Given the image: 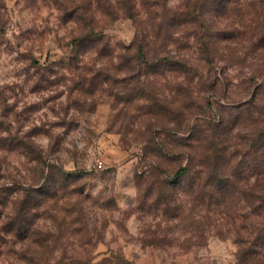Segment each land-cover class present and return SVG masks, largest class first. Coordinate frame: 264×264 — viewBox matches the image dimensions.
Here are the masks:
<instances>
[{
	"label": "clouds",
	"instance_id": "clouds-1",
	"mask_svg": "<svg viewBox=\"0 0 264 264\" xmlns=\"http://www.w3.org/2000/svg\"><path fill=\"white\" fill-rule=\"evenodd\" d=\"M108 6L105 0H57L50 20L32 21L38 29L51 33L49 39H56L60 55L53 59L63 56L69 75L58 87L28 97V102L34 103L53 92L63 93L58 102L38 113L39 120L15 125L20 129L23 154L18 157L19 164L10 158L11 164L5 165L0 179V199L6 194L4 186H17L8 207L0 205V264H45L51 250L42 248L37 238L56 231L42 206L45 198L56 195L53 191L74 190L87 211L104 188L96 182L101 171L115 170L117 188L125 173L132 169L140 173L144 183L139 188L133 184L123 189L131 197L142 194L149 185H176L180 169L192 175L200 172L202 178L215 142L206 122L218 107H236L230 102L231 92L217 90L214 77L220 76L219 83H223L243 67L239 79L254 77L252 88L260 85L264 89V71H260L264 68V40L260 39L264 36V0H145L142 10L133 9L131 20L116 23L104 14ZM13 31L15 26L9 35ZM69 40L84 41L86 47ZM16 43V52L32 46L19 36ZM54 67L55 74L45 73L49 80L64 75V68ZM26 75L32 76L28 84ZM40 75L33 67L3 82L14 81L28 93ZM90 76H96L91 92ZM77 81L81 87L73 92L71 86ZM13 100L22 101V97H11L7 103ZM204 100L212 101L211 108ZM97 104L105 108L90 110ZM49 107L55 115L48 114ZM55 121L59 124L54 125ZM215 122L219 125L222 120L216 116ZM37 123H42L44 130L26 135ZM237 126L233 121L231 136ZM254 181L255 177L249 184ZM89 192L91 198L85 199ZM156 195L154 191L151 198ZM28 201L39 203L34 206ZM21 216L31 220L23 237L16 223ZM260 223L252 218L248 231ZM6 225L13 227L5 230ZM232 229L229 239L212 253L222 264L238 261L240 246L231 242L236 236ZM241 234L247 236V232ZM54 256L58 259L60 251Z\"/></svg>",
	"mask_w": 264,
	"mask_h": 264
},
{
	"label": "rangeland",
	"instance_id": "rangeland-1",
	"mask_svg": "<svg viewBox=\"0 0 264 264\" xmlns=\"http://www.w3.org/2000/svg\"><path fill=\"white\" fill-rule=\"evenodd\" d=\"M105 2L109 6L104 14L116 23L122 19L131 20L133 9L142 10L145 0ZM56 4L57 0H0V133H8L7 136L0 135V179H3L5 165L11 164L10 158L17 159L19 164L18 157L23 154L20 152L23 146L18 135L20 129L15 125L21 121L28 123L33 118L39 120L38 113L63 96L62 92H53L42 101L28 102L30 95L58 87L69 75L63 56L53 59L60 55L56 39H49L51 33L46 28L38 29L32 23L38 18L50 20L55 14ZM13 26L16 31L9 35ZM17 36L30 41L32 46L28 51L16 52L19 48L18 43L14 44ZM260 39L264 40V36ZM68 43L86 47L84 41L69 40ZM42 60L44 64H41ZM54 66L64 68V75L49 80L45 73L55 74ZM33 67L41 75L31 84L28 93H24L23 86L14 81L3 82L26 74ZM226 67L221 68V76ZM243 71L241 67L223 83H219L220 76L213 79L217 90L232 93L230 102L236 107H218L206 122L215 142L202 178L200 172L192 175L184 169L180 175L176 174L179 177L176 185L169 187L166 182L158 186L149 185L142 194L131 197L123 189L133 184L139 188L144 183L140 173L135 169L125 173L117 188L115 170L101 171L96 182L103 183L104 188L87 211L80 206L79 195L74 190L53 191L51 194L56 195L45 198L42 206L48 212L46 219L52 221L56 231L37 238L42 248L47 246L51 250L45 264H157V260L160 264H222L221 258L212 253L229 239L232 227L236 236L231 242L240 246L237 264H264V249L256 240L258 229L264 222V89L260 85L252 88L254 77L239 79ZM31 78V75H26L25 84ZM88 79L92 82L88 89L91 92L96 76ZM71 87L73 92L79 90L80 82ZM14 96H21L22 101L13 100L8 104L7 100ZM203 103L209 108L212 106L211 100ZM104 108V104H97L90 110L99 112ZM48 114L55 115V110L49 107ZM216 116L222 120L219 125L215 122ZM233 121H237L238 126L231 136ZM52 123L59 124L58 121ZM43 130V124L37 123L26 135ZM253 177L254 183L249 184ZM92 186L95 187V183ZM13 189L4 186L6 194L0 199L3 208L8 207ZM79 191L83 192V189ZM154 191L157 195L152 199ZM84 198H91L90 192ZM28 202L34 206L39 203ZM245 207L249 210H240ZM3 208H0V213ZM252 218H258L261 223L254 224L248 231ZM16 223L20 225V236L23 237L31 220L21 216ZM12 227L6 225L5 230ZM243 232H247V236L242 235ZM57 250L60 251L58 259L54 256Z\"/></svg>",
	"mask_w": 264,
	"mask_h": 264
},
{
	"label": "trees",
	"instance_id": "trees-1",
	"mask_svg": "<svg viewBox=\"0 0 264 264\" xmlns=\"http://www.w3.org/2000/svg\"><path fill=\"white\" fill-rule=\"evenodd\" d=\"M184 171V169H180L179 172L177 173V175L181 174ZM263 221H264V216H263ZM263 226H261L258 231H259V235L256 237V240L260 246L261 249H264V231L261 232L262 230H264V222L261 224ZM261 232V233H260Z\"/></svg>",
	"mask_w": 264,
	"mask_h": 264
}]
</instances>
